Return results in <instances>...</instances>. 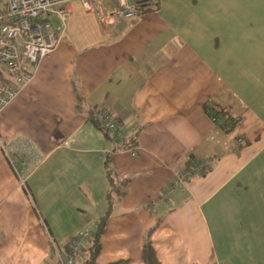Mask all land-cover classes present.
<instances>
[{
  "label": "crops",
  "instance_id": "obj_1",
  "mask_svg": "<svg viewBox=\"0 0 264 264\" xmlns=\"http://www.w3.org/2000/svg\"><path fill=\"white\" fill-rule=\"evenodd\" d=\"M157 2L104 24L70 0L59 47L0 113V264H56L53 241L66 251L109 206L108 159L130 181L97 264H145L158 220L162 264H264V0ZM76 87L120 120V144L140 130L137 146L118 149Z\"/></svg>",
  "mask_w": 264,
  "mask_h": 264
},
{
  "label": "built area",
  "instance_id": "obj_2",
  "mask_svg": "<svg viewBox=\"0 0 264 264\" xmlns=\"http://www.w3.org/2000/svg\"><path fill=\"white\" fill-rule=\"evenodd\" d=\"M87 12L94 13L104 24L117 19L134 18L140 9H152L154 0H113L112 9L100 0H81ZM72 13L70 0H0V72H5L10 81L0 77V113L32 80L39 63L59 47L67 21ZM61 25H55V19ZM109 132H119L121 122L112 117L108 108L99 107L94 113ZM226 126V119L219 120ZM120 142L124 133H119ZM211 162L204 158L196 161L190 171L179 174L167 192L183 186L192 171L205 173ZM97 222L81 229L67 243L62 251L53 241L56 264H79L85 256V247L96 236ZM82 259V261H80ZM226 264V263H219Z\"/></svg>",
  "mask_w": 264,
  "mask_h": 264
},
{
  "label": "trees",
  "instance_id": "obj_3",
  "mask_svg": "<svg viewBox=\"0 0 264 264\" xmlns=\"http://www.w3.org/2000/svg\"><path fill=\"white\" fill-rule=\"evenodd\" d=\"M154 1L155 3L157 2V0H154ZM75 93L77 96L76 108L80 112L85 113L89 120H92L97 127L102 129L105 132V134L108 136V138L114 141L118 145V149H131L137 146L138 144L137 137L140 134V130L136 131L132 136H130L129 140L120 144L118 132H109L99 120L94 118V113L99 108V106L87 107L85 105V99L83 97V93L80 87L79 88L76 87ZM206 109L209 111V113L216 112L217 115L218 114H228V110L224 108H219L215 104H210L206 106ZM105 169H106V174L109 179V189L107 193L109 206L106 212L97 220V224H98L97 234L91 240V242L87 243L85 247L84 259L79 264H97V257L99 253L101 252V248H102L101 237L106 231V225H107L108 218L113 213V208L115 205V197L116 195H119V198H121V196L125 195L126 191L124 188L127 185V183L130 181V178H125L120 181H117L116 176L113 173V169L111 168L109 159L106 161ZM160 223H161V220H158L156 224L153 225L151 228H149L145 234L144 244H143V260L145 264H162L157 256V253L153 245V241H152V234L154 230L160 225ZM124 263H125L124 261H117V262H112L109 264H124Z\"/></svg>",
  "mask_w": 264,
  "mask_h": 264
},
{
  "label": "rangeland",
  "instance_id": "obj_4",
  "mask_svg": "<svg viewBox=\"0 0 264 264\" xmlns=\"http://www.w3.org/2000/svg\"><path fill=\"white\" fill-rule=\"evenodd\" d=\"M80 261H82V259Z\"/></svg>",
  "mask_w": 264,
  "mask_h": 264
}]
</instances>
